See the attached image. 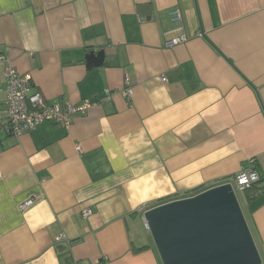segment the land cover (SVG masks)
<instances>
[{
  "label": "crops",
  "instance_id": "0c3cea01",
  "mask_svg": "<svg viewBox=\"0 0 264 264\" xmlns=\"http://www.w3.org/2000/svg\"><path fill=\"white\" fill-rule=\"evenodd\" d=\"M173 8L190 38L167 47ZM0 54L46 102L92 103L9 135L0 64V264H163L143 211L245 167L264 264V0H0Z\"/></svg>",
  "mask_w": 264,
  "mask_h": 264
},
{
  "label": "water",
  "instance_id": "95a60500",
  "mask_svg": "<svg viewBox=\"0 0 264 264\" xmlns=\"http://www.w3.org/2000/svg\"><path fill=\"white\" fill-rule=\"evenodd\" d=\"M102 62V51L87 55L89 68ZM142 218L163 264H262L230 183L149 207Z\"/></svg>",
  "mask_w": 264,
  "mask_h": 264
},
{
  "label": "built area",
  "instance_id": "2783aa9c",
  "mask_svg": "<svg viewBox=\"0 0 264 264\" xmlns=\"http://www.w3.org/2000/svg\"><path fill=\"white\" fill-rule=\"evenodd\" d=\"M170 20L173 26L168 29L169 37L165 41V46L173 47L189 40V35L184 31L183 18L179 8H173L169 11ZM0 64H2V77L6 81L5 87V104H6V121L3 128L9 135H21L39 125L42 121H47L65 127L70 126L73 117L76 114L87 112L92 103L84 100L78 104L71 102L56 101L48 103L44 100L39 91H32V78L29 73H19L11 66L9 60L0 54ZM166 81L165 77L161 78ZM128 86L122 91L125 97L132 94V89L129 87V81L125 80ZM78 150L79 147H77ZM259 180V175L253 167H245L234 177L225 183H230L234 190H244L252 186ZM33 200L28 199L21 204L22 209L32 206ZM83 217L92 215L90 207H85L82 210ZM66 240L62 234L54 239V243L58 244Z\"/></svg>",
  "mask_w": 264,
  "mask_h": 264
},
{
  "label": "trees",
  "instance_id": "16d2710c",
  "mask_svg": "<svg viewBox=\"0 0 264 264\" xmlns=\"http://www.w3.org/2000/svg\"><path fill=\"white\" fill-rule=\"evenodd\" d=\"M230 179L231 178H224V179L219 180V181H217V182H215L213 184H210V185H200V186H198V187H196L194 189H191L189 191L184 192L183 194H175V195H172V196L160 198L150 207H153L155 205H158V204H161V203L173 200V199L187 197V196H192V195L197 194V193H199V192H201V191H203V190H205V189H207V188H209L211 186H214V185H217V184H223V183H225L227 181H230ZM252 186H250L248 188H245L244 191L245 190L247 191V190L251 189Z\"/></svg>",
  "mask_w": 264,
  "mask_h": 264
},
{
  "label": "rangeland",
  "instance_id": "374dc122",
  "mask_svg": "<svg viewBox=\"0 0 264 264\" xmlns=\"http://www.w3.org/2000/svg\"><path fill=\"white\" fill-rule=\"evenodd\" d=\"M234 191H235V195H236V197L238 199L239 205H240V207H241V209L243 211V214H244V216L246 218V214H245V212L243 210L242 193H241V191L239 189H235ZM142 219H140L141 222H140L139 226H136L135 223H134L133 226H132V229L135 226V232H137L139 235H141L143 237L148 238L149 239V242H151L154 245V241H153V239L151 237V234L148 231V229H146V227H145L144 222L142 221ZM246 221H247V219H246Z\"/></svg>",
  "mask_w": 264,
  "mask_h": 264
}]
</instances>
